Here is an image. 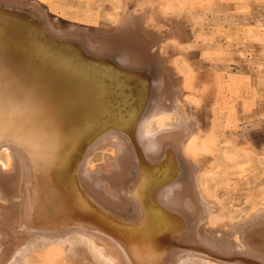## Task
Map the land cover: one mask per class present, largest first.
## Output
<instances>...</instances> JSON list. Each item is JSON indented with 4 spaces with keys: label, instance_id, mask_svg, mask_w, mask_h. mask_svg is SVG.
Here are the masks:
<instances>
[{
    "label": "bare ground",
    "instance_id": "obj_1",
    "mask_svg": "<svg viewBox=\"0 0 264 264\" xmlns=\"http://www.w3.org/2000/svg\"><path fill=\"white\" fill-rule=\"evenodd\" d=\"M26 4L0 0V264H264V209L212 223L196 89L146 12L65 37Z\"/></svg>",
    "mask_w": 264,
    "mask_h": 264
},
{
    "label": "rangeland",
    "instance_id": "obj_2",
    "mask_svg": "<svg viewBox=\"0 0 264 264\" xmlns=\"http://www.w3.org/2000/svg\"><path fill=\"white\" fill-rule=\"evenodd\" d=\"M17 1L36 2L65 37L74 27L93 37L110 34L126 12H146L147 26L164 37L161 52L169 70L183 88L193 83L196 89L195 115L205 138L191 154L205 167L203 191L218 206L213 225L264 209V0ZM139 74L131 81L134 97ZM90 162L102 163L103 153ZM178 215L164 214L169 227H178Z\"/></svg>",
    "mask_w": 264,
    "mask_h": 264
},
{
    "label": "snow or ice",
    "instance_id": "obj_3",
    "mask_svg": "<svg viewBox=\"0 0 264 264\" xmlns=\"http://www.w3.org/2000/svg\"><path fill=\"white\" fill-rule=\"evenodd\" d=\"M3 116H2V108H0V143L3 142Z\"/></svg>",
    "mask_w": 264,
    "mask_h": 264
}]
</instances>
